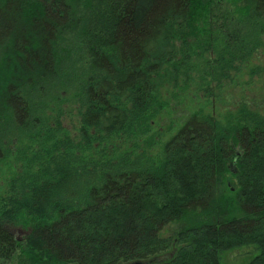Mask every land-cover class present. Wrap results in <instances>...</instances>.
<instances>
[{"label":"trees","instance_id":"obj_1","mask_svg":"<svg viewBox=\"0 0 264 264\" xmlns=\"http://www.w3.org/2000/svg\"><path fill=\"white\" fill-rule=\"evenodd\" d=\"M263 45L264 0H0V153L20 137L34 156L0 200V264H222L243 247L264 264V109L193 112L163 144L152 127L164 79L198 59L208 93ZM66 92L79 143L56 138L62 109L39 119Z\"/></svg>","mask_w":264,"mask_h":264},{"label":"rangeland","instance_id":"obj_2","mask_svg":"<svg viewBox=\"0 0 264 264\" xmlns=\"http://www.w3.org/2000/svg\"><path fill=\"white\" fill-rule=\"evenodd\" d=\"M66 47H62L64 52ZM66 55L62 58V67L68 63ZM196 59L194 62L196 68L189 71L187 76L179 74L176 79L168 77L164 79V85L161 89V100L165 103L162 109L153 121V131L161 135V143L167 142L177 130L185 123L188 117L199 110L205 113H212L215 116L221 115L226 110H234L247 104V107L258 110L264 109V45L256 50L252 57L241 64H236V69L228 70L227 77L220 80L219 86L215 81L209 82V92H203L201 86L204 84L205 67ZM211 77L206 80L210 81ZM70 93L59 94V97L48 98L45 102L48 104L45 114L39 119H50L51 125L56 121V114L62 109L61 121L65 126L70 125L69 109L67 105L71 102ZM7 141L9 148H4L0 153V200L6 195L10 186L15 190L16 183L14 179L24 158H33L27 151L29 141L25 138H10ZM9 142V144H8ZM144 146V145H143ZM38 149V147H36ZM157 151L158 147L152 151ZM40 155V154H35ZM37 156V157H38ZM175 227H167L163 235L173 237ZM16 236H19L18 231ZM20 237V236H19ZM259 251L255 247H243L221 255L222 264H248ZM16 264V263H15Z\"/></svg>","mask_w":264,"mask_h":264},{"label":"flooded vegetation","instance_id":"obj_3","mask_svg":"<svg viewBox=\"0 0 264 264\" xmlns=\"http://www.w3.org/2000/svg\"><path fill=\"white\" fill-rule=\"evenodd\" d=\"M71 98V103H69L67 105V108L69 109V121H70V125L69 126H65L64 123H62L61 118L62 115L59 119H57V121L60 123L61 125V131H57L56 132V138H62L64 139V135H66L72 142L74 143H79L82 142V140H84V136L85 134H87V132H91L90 129H87V126H85L84 122H83V114H85V108L81 111V106L79 104H75V98L73 97V95L69 96ZM57 118V117H56ZM85 129V131H84ZM94 133V131H92ZM119 145L116 143L115 145L120 146L121 147V136H119ZM95 147H97L99 144L98 142H96ZM18 233L19 236H15V240H17L18 242H20L22 240V236L26 234L25 230H23L22 227H18Z\"/></svg>","mask_w":264,"mask_h":264},{"label":"water","instance_id":"obj_4","mask_svg":"<svg viewBox=\"0 0 264 264\" xmlns=\"http://www.w3.org/2000/svg\"><path fill=\"white\" fill-rule=\"evenodd\" d=\"M153 262V260L152 261H147V262H134V263H132V264H151Z\"/></svg>","mask_w":264,"mask_h":264}]
</instances>
